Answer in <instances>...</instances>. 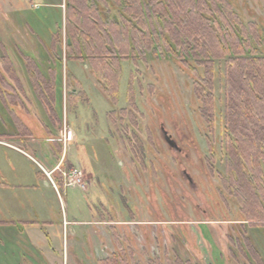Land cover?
<instances>
[{
  "label": "rangeland",
  "instance_id": "1",
  "mask_svg": "<svg viewBox=\"0 0 264 264\" xmlns=\"http://www.w3.org/2000/svg\"><path fill=\"white\" fill-rule=\"evenodd\" d=\"M65 1L0 0V59L9 55L27 94L23 106L0 96V131L9 139L16 135L33 157L0 144V264H96L116 249V237L143 263L179 256L193 264H255L238 250L235 238L247 250L242 236L264 262V226L242 224L222 181L227 171L221 76L215 79L213 130L199 116L191 78L158 52L122 62L118 101L111 105L89 64L68 59ZM228 1L242 22H256L264 33V0ZM56 26L61 34L54 60ZM25 55L48 79V69H54L58 119L35 95ZM0 88L6 93L1 83ZM28 119L34 127L42 123L44 144L26 126ZM160 126L180 152L167 144ZM208 138L216 152L212 170ZM71 169L76 177H62L60 170Z\"/></svg>",
  "mask_w": 264,
  "mask_h": 264
},
{
  "label": "trees",
  "instance_id": "2",
  "mask_svg": "<svg viewBox=\"0 0 264 264\" xmlns=\"http://www.w3.org/2000/svg\"><path fill=\"white\" fill-rule=\"evenodd\" d=\"M65 4L67 46L72 49L68 59L89 64L111 105L118 101L122 62L158 52L191 78L199 116L213 130L215 79L221 76L222 154L227 171L222 181L238 205L242 224L264 226V33L260 26L242 22L228 0H66ZM60 34L56 26L50 54L54 60V43ZM0 60V83L6 89L4 93L0 88L1 100L23 106L22 95L27 98V94L9 55L5 52ZM24 60L35 95L53 113L54 69H48V79L32 56L25 55ZM68 81L76 82L71 75ZM10 113L20 128L22 121L14 111ZM206 140L212 170L216 152L212 141ZM70 166L65 164L66 169ZM240 238L247 250L235 238L238 250L255 264H264L249 239ZM115 240L116 249L96 264H193L179 256L143 263L122 246L119 237Z\"/></svg>",
  "mask_w": 264,
  "mask_h": 264
},
{
  "label": "crops",
  "instance_id": "3",
  "mask_svg": "<svg viewBox=\"0 0 264 264\" xmlns=\"http://www.w3.org/2000/svg\"><path fill=\"white\" fill-rule=\"evenodd\" d=\"M73 94H76V91L75 92H72ZM29 120L30 119H28V122H27V124H26V126L29 128V130H31V131H33V133H34V131H36L37 132V134L39 133V141L41 140V142H42V144H44L45 143V141H47L46 140V136H47V132L45 131V129H44V127L42 126V123H40V121H38V124H39V127H34V125H33V123H34V118H33V120L31 121V122H29ZM33 127H34V130H33ZM40 128V129H39ZM49 131H51L52 132V129L50 128V129H48ZM43 131V132H42ZM53 133H55V132H53ZM0 135L2 136V137H0V144L1 145H3V146H6V147H9V148H12L13 150H15L16 152H18V153H22L23 155H26V156H28L29 158H33L31 155H29L28 153H26V151L25 150H23L24 149V147H21V145H19L18 144V141H19V139H17L16 138V135H14V136H10L11 138L9 139L8 137L9 136H7L3 131H0ZM34 136V135H33ZM51 136V135H50ZM4 138H6V139H4ZM26 139V138H25ZM38 139V138H37ZM52 139H54V138H52V137H50V140L52 141ZM33 140H34V138L31 136L30 137V142L32 143L33 142ZM25 143L27 142V140L26 141H24ZM25 143H23V146H25L26 148H28V150H30L29 149V146L27 145V144H25ZM25 144V145H24ZM32 145V144H31ZM30 151H32V150H30ZM34 151V150H33ZM34 153V152H33ZM45 161H46V159L45 158H43ZM42 162V161H41ZM43 163V162H42ZM50 165V164H49ZM49 168H51V166H49ZM44 169H46V170H48V167H44ZM41 173H42V175L44 176V174H43V172L42 171H40ZM45 184H47V182H45ZM1 225V224H0Z\"/></svg>",
  "mask_w": 264,
  "mask_h": 264
},
{
  "label": "built area",
  "instance_id": "4",
  "mask_svg": "<svg viewBox=\"0 0 264 264\" xmlns=\"http://www.w3.org/2000/svg\"><path fill=\"white\" fill-rule=\"evenodd\" d=\"M41 169L44 171V174L46 175V177L49 178L51 180L52 184H53L54 182H53L52 177H51L52 172L51 171H47L44 168H41ZM57 169H59V167ZM60 172L63 175L62 177H64V178L66 176H68V178H70V176H75L76 177L78 175L77 169H71L69 171H61L60 170ZM74 185H75V182H74ZM67 186H70V184H68Z\"/></svg>",
  "mask_w": 264,
  "mask_h": 264
},
{
  "label": "flooded vegetation",
  "instance_id": "5",
  "mask_svg": "<svg viewBox=\"0 0 264 264\" xmlns=\"http://www.w3.org/2000/svg\"><path fill=\"white\" fill-rule=\"evenodd\" d=\"M160 130H161V132L163 133L164 132V130L165 129H163V127L162 126H160ZM164 135V134H163ZM165 139V138H164ZM165 141L167 142V140L165 139ZM167 144H168V142H167ZM174 144H175V142H174ZM171 148H173V149H175V150H177L178 152H180L181 151V148H179L176 144L175 145H170V144H168Z\"/></svg>",
  "mask_w": 264,
  "mask_h": 264
},
{
  "label": "water",
  "instance_id": "6",
  "mask_svg": "<svg viewBox=\"0 0 264 264\" xmlns=\"http://www.w3.org/2000/svg\"><path fill=\"white\" fill-rule=\"evenodd\" d=\"M163 134H164V138L167 140L168 144L175 145L174 141L172 139H170V136L166 134V130H164Z\"/></svg>",
  "mask_w": 264,
  "mask_h": 264
}]
</instances>
